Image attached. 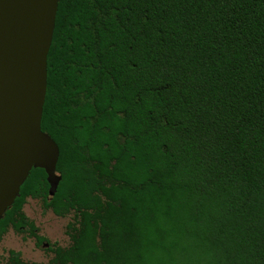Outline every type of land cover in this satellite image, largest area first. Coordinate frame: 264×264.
<instances>
[{"label":"trees","instance_id":"trees-1","mask_svg":"<svg viewBox=\"0 0 264 264\" xmlns=\"http://www.w3.org/2000/svg\"><path fill=\"white\" fill-rule=\"evenodd\" d=\"M32 167L0 218L46 240L28 197L72 213L47 263L264 264V0H59Z\"/></svg>","mask_w":264,"mask_h":264},{"label":"water","instance_id":"water-1","mask_svg":"<svg viewBox=\"0 0 264 264\" xmlns=\"http://www.w3.org/2000/svg\"><path fill=\"white\" fill-rule=\"evenodd\" d=\"M59 0H0V218L32 167L52 197L59 148L41 129L47 53Z\"/></svg>","mask_w":264,"mask_h":264},{"label":"rangeland","instance_id":"rangeland-1","mask_svg":"<svg viewBox=\"0 0 264 264\" xmlns=\"http://www.w3.org/2000/svg\"><path fill=\"white\" fill-rule=\"evenodd\" d=\"M22 210L37 226V234L46 238L50 245L66 246L70 243L67 223L72 221V213L57 216L50 209H43L39 199L28 197ZM0 239V259L7 250H16L26 261L46 262L52 253L46 249L47 244L36 243V239L26 232L10 227Z\"/></svg>","mask_w":264,"mask_h":264},{"label":"flooded vegetation","instance_id":"flooded-vegetation-1","mask_svg":"<svg viewBox=\"0 0 264 264\" xmlns=\"http://www.w3.org/2000/svg\"><path fill=\"white\" fill-rule=\"evenodd\" d=\"M14 229V228H13ZM22 232V231H21ZM24 232H26L27 233V231H24ZM28 234V233H27ZM29 235V234H28ZM29 236H32V235H29ZM3 237L4 236H1L0 237V239H3ZM32 237H34V236H32ZM35 239H36V237H34ZM45 241V240H44ZM44 241H41L38 245H40V244H47V246L48 247H46V249H48L51 253H52V255L50 256V258L53 256V252L49 249V247H51V246H53V245H50L48 242H44ZM36 243H37V240H36ZM11 249H8L7 250V252H6V254H5V256L4 257H1V259H0V264H11L10 262H11V260H10V257H11V255H10V251ZM14 251H16V250H14ZM19 252V251H18ZM19 254H20V252H19ZM20 256V259L22 260V261H24V262H27V263H31V262H36V261H26V260H24V259H22V257H21V254L19 255ZM49 258V259H50ZM49 259L46 261V262H44V263H47L48 261H49ZM37 262H41V261H37Z\"/></svg>","mask_w":264,"mask_h":264}]
</instances>
